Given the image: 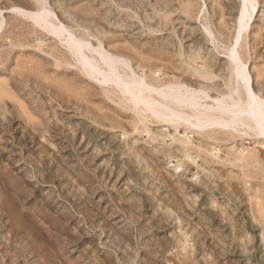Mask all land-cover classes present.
<instances>
[{"label":"rangeland","instance_id":"1","mask_svg":"<svg viewBox=\"0 0 264 264\" xmlns=\"http://www.w3.org/2000/svg\"><path fill=\"white\" fill-rule=\"evenodd\" d=\"M249 1L0 0V264H264V131L146 106L231 118L232 55L264 102Z\"/></svg>","mask_w":264,"mask_h":264},{"label":"bare ground","instance_id":"2","mask_svg":"<svg viewBox=\"0 0 264 264\" xmlns=\"http://www.w3.org/2000/svg\"><path fill=\"white\" fill-rule=\"evenodd\" d=\"M252 1V0H251ZM251 1H249V2H251ZM248 2V1H247ZM244 4V3H243ZM244 6V5H243ZM246 8V7H245ZM243 9V8H242ZM254 9V8H253ZM248 12V11H247ZM28 15H30V14H28ZM35 15V14H34ZM31 16V15H30ZM247 16V14H246V11H244V10H242L241 11V13H240V17H239V25H241L242 24V22H243V20L245 19V17ZM31 17H33V20L35 21V23H39L40 21H42V18L38 15H36V16H31ZM251 20V19H250ZM244 23V22H243ZM243 25V24H242ZM241 25V28L239 29V34L241 33L240 31H241V29L243 30L244 29V26H242ZM243 27V28H242ZM247 26H245V28H246ZM57 32V31H56ZM62 37V36H61ZM66 42H67V44H68V46H70V48H71V50H74V51H76L77 52V49L80 47V43H78L75 39H73L71 36H69L68 37V39L66 40ZM218 48V47H217ZM234 49V48H233ZM79 52H80V49L78 50ZM78 52V53H79ZM231 53V52H230ZM235 52H233V54H234ZM79 55V54H78ZM236 55V54H235ZM231 57H234L233 58V62H232V64H233V66H232V68H233V70H232V72H233V76H234V82L236 83L235 85H237V83H239V84H241V86H243V88H242V97L243 98H241L240 100H239V102H237V91L238 90H234L233 92L234 93H236V98H235V96H233L232 98H231V100H232V106H230L229 105V107H227V108H229L230 110H232L231 109V107H234L233 109H235L234 111H233V114H231V113H229V109H226V107H225V109H224V107H223V109L224 110H222V109H220L221 110V112H223V113H225L226 112V114L227 113H229V114H227V115H232V116H230L231 118H229V119H225V120H217V119H211V118H205V116H204V113L203 114H201V112L200 113H198V114H196L195 115V117L193 118V119H191V118H188L185 114H182V113H176L175 111H173L172 109H169V108H167V109H162L163 107L161 106V108L160 109H162V110H166L167 112L166 113H170L168 116L166 115L165 116V113H164V111H160L159 109H157L158 108V106H157V108H155V106L153 105V103H151V101H149V99H148V101H149V104L147 103L146 104V106H148L147 108H150V111H152L153 112V115L156 117V118H158V119H163L165 122H167V123H169V124H172V125H178L179 123H182V124H185L186 126H189V127H191L192 129H196V130H201L202 128L204 129V127H208V126H213V125H217V127H218V124H222V126L223 125H237V126H242V127H247V128H250L251 130H255V129H257V128H259V129H262L263 131H264V102H262L258 97H256L252 92H251V90H250V87H249V78H248V76L246 75V73H245V71H244V66H242L241 64H238L236 61L237 60H235L236 59V56H234V55H232ZM80 58V57H79ZM81 59H83V57L81 58ZM85 59V61L83 62V63H85V67L87 66L88 68H89V70H90V72H92L93 74L94 73H96V72H98L99 71V69H98V67H96V65H94L92 62H94L93 60L91 61V60H88V59H86V58H84ZM232 59V58H231ZM86 67V68H87ZM91 73V74H92ZM101 73V72H100ZM89 74V73H88ZM103 77H107V80L108 81H110V82H114L118 87H120L122 90H124V92H125V90L126 91H128L129 92V90L133 87L132 86V84H126V82H123L122 81V78L120 77V75L119 74H117V73H113V75L111 76V75H109V74H107L106 72H105V74L103 75ZM234 85V86H235ZM177 88V87H176ZM132 89H134V88H132ZM175 89V88H174ZM182 89V88H181ZM239 89H240V87H239ZM131 91V90H130ZM134 90H132L131 92H133ZM168 91H170V90H168ZM127 92V93H128ZM166 92H164L163 94H165ZM169 94H172V93H174L175 95H176V97L178 98V99H176V97L175 96H172V97H175V99H173L174 101H176L177 103H178V105H180V104H184V102H187V101H189L188 99H189V97H188V94L187 93H183V92H181V90H179V89H176V90H173L172 89V91H171V93L170 92H168ZM129 94V93H128ZM130 94H132L131 95V98L132 97H134L133 98V100L136 98L135 97V95H134V92L133 93H130ZM139 94H140V92H139ZM240 94V93H239ZM238 94V95H239ZM136 95H137V93H136ZM142 95H144V94H140V95H137V98L135 99V100H143L142 98H145V97H143ZM166 95V94H165ZM168 95V94H167ZM191 96V95H190ZM148 97V96H147ZM170 97H171V95H170ZM172 99V98H171ZM192 99V98H191ZM230 99V98H229ZM239 99V98H238ZM196 100V99H195ZM195 100H190V101H194L195 102ZM147 101V102H148ZM189 101V102H190ZM143 102H145V99H144V101ZM152 102H153V100H152ZM175 102V103H176ZM189 102H187V103H189ZM154 104H155V102H154ZM158 105H159V103H157ZM195 104V103H194ZM186 105V104H185ZM196 105H197V103H196ZM153 106H154V108H153ZM160 106V105H159ZM199 105H197V107H198ZM169 107V106H168ZM194 107H196V106H194ZM196 107V108H197ZM200 107V106H199ZM198 107V108H199ZM200 109V108H199ZM148 110V109H147ZM219 110V111H220ZM228 111V112H227ZM216 112H218V111H216ZM231 112V111H230ZM222 113V114H223ZM207 116V115H206ZM208 117V116H207ZM216 118V117H215ZM229 123V124H228ZM230 125V126H231ZM251 126H253V127H251ZM223 127H226V126H223ZM258 130V129H257ZM250 131V130H249ZM260 133H261V131H260ZM260 133H257V134H259V136L261 135ZM263 133V132H262ZM181 171V170H180Z\"/></svg>","mask_w":264,"mask_h":264}]
</instances>
